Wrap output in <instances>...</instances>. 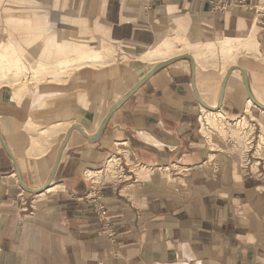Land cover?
<instances>
[{
	"label": "crops",
	"instance_id": "obj_1",
	"mask_svg": "<svg viewBox=\"0 0 264 264\" xmlns=\"http://www.w3.org/2000/svg\"><path fill=\"white\" fill-rule=\"evenodd\" d=\"M246 4L216 13L191 0H0V33L16 15L26 37L54 43L57 64L78 58L79 42L128 57L34 91L0 88V264H264V127L259 141L235 142L198 121L216 108V120L251 113L257 132L264 119L253 103L264 106V0ZM170 39L198 52L169 58L194 62L151 74L161 63L140 58ZM218 44L234 58L214 68L205 55ZM5 48V61L25 54ZM120 151L114 179L101 171Z\"/></svg>",
	"mask_w": 264,
	"mask_h": 264
},
{
	"label": "rangeland",
	"instance_id": "obj_2",
	"mask_svg": "<svg viewBox=\"0 0 264 264\" xmlns=\"http://www.w3.org/2000/svg\"><path fill=\"white\" fill-rule=\"evenodd\" d=\"M9 19H7V21L5 22V26L9 27V29L6 28V33L2 34L0 33V88L3 86H8L12 89H21L23 91H34L35 87H37L42 81L44 82H58L56 80V75L58 77L59 75V80H68L70 79L78 70L74 71L73 66L75 63H77V61H81L80 59H83L86 56H89L91 54L97 53L100 54V57L102 59H99L100 61H103L104 59H109V64H107L106 66H102V67H98L101 62L99 61V63L97 65H87V66H91L89 68H85L84 70H103L105 68H110L112 67V65H116L118 63V58H120L121 60H127V56L126 55H121L119 57L118 54H116L114 51L110 50L109 55L106 56V58H103V53H98L97 49H100L98 47H94L93 49H85L84 50V54L82 57L79 55L78 58L76 56H72L70 57V62H68V64L66 65L65 68L59 69V64H57V60H59L61 57L56 55V54H48L47 52H45L44 54L42 53L41 50V45L43 46L44 44L42 43H37L38 41H34L33 42V37L32 38H28L26 37V33H27V29H26V22L25 23H18L17 19H16V15L14 16L15 18H13V15H9ZM28 16V15H27ZM26 16V17H27ZM36 17V15H32ZM12 17V18H11ZM19 26V27H18ZM11 27V28H10ZM1 29V28H0ZM1 32V30H0ZM60 32V30L58 29V26L53 23L51 24L49 30H48V34L50 36H53L55 33ZM67 34V33H66ZM2 35V36H1ZM68 37H70V41L71 37H73L72 35H70L69 33L67 34ZM25 36V40H21L19 42V37H23ZM27 39H31V40H27ZM74 41L77 39H80L79 37H76L74 35L73 37ZM78 42V40H77ZM167 42L170 43L171 45V49H170V56H175L181 53H189V54H197V50H194L193 48H189V47H185V45L182 46V44L180 43H176V39H170L167 40ZM20 43V44H19ZM87 43V42H85ZM18 45H20L18 47ZM6 46H12V48H23L25 50V54L23 53V55H21V59L19 60L17 57H13L15 60L10 61L9 59L7 61H5L4 59H7L8 57H5L4 54L9 52L8 48H5L3 50H1L2 48L6 47ZM239 46V45H238ZM230 49L232 47L228 46ZM185 48V49H184ZM234 48V45H233ZM232 48V49H233ZM241 48L242 46L238 48L237 52L236 49H234V54L235 55V62L237 57H239L240 55H242L241 52ZM224 47H221L219 44L216 45L215 49L211 50L208 54H206L205 56H207V60L208 62H212L213 64L210 65L211 67L215 66H219L220 62L222 63V60H226L227 57H229L228 55L226 56L225 52H224ZM101 50V49H100ZM202 51V49H200ZM199 50V51H200ZM206 52L207 50L203 48L202 52ZM16 52V51H15ZM236 52V53H235ZM17 53V52H16ZM200 53V52H199ZM19 56V54H18ZM139 57V56H138ZM229 58H234V56L231 55V57ZM137 63H140L141 61H139V59H137ZM142 63V62H141ZM144 64V63H142ZM230 64V63H229ZM228 64V65H229ZM103 65V64H102ZM73 70V71H72ZM82 70V69H80ZM63 71V72H62ZM58 73V74H57ZM6 81H10L9 83H13V85H9V84H5ZM8 83V82H7ZM16 84V85H14ZM26 88V89H25ZM260 113V112H258ZM203 114L207 115L205 113V111H203V113L201 112V114L199 115L203 117ZM261 117L264 118V114L260 113ZM210 117L212 116H208L206 120L211 119ZM240 117H245L244 120L241 119V121L239 120ZM240 117H236L233 120L234 121H229V120H225V118H220L218 117V120L212 118V120L209 121V123L207 122V126H202V130L201 133L202 134H209V131H213L215 133H217L218 135H224V136H229L232 140H235V142H241V141H249L251 140L253 133H256L255 135L258 137V141H259V135L262 134L261 132V127H264V119L260 120L259 124V128L257 130V132L254 131V127L252 125V122H249V119L253 120L256 118L255 116H253L251 113H244L243 115H241ZM250 125H252V131L248 130L247 127V122ZM202 121V120H201ZM240 121V122H239ZM203 122V121H202ZM237 122V124H236ZM239 122V123H238ZM259 123V122H258ZM206 127V129H205ZM204 128V129H203ZM264 132V130H263ZM264 136V135H263ZM261 143H263V145H260ZM259 149L263 150L264 149V138L261 139V141L259 142ZM120 153H122L120 151ZM113 165V164H110ZM109 166V164H108ZM111 167L109 166V169Z\"/></svg>",
	"mask_w": 264,
	"mask_h": 264
},
{
	"label": "bare ground",
	"instance_id": "obj_3",
	"mask_svg": "<svg viewBox=\"0 0 264 264\" xmlns=\"http://www.w3.org/2000/svg\"><path fill=\"white\" fill-rule=\"evenodd\" d=\"M44 41H45V45H44L45 52L50 54V52L53 50L54 43L53 42H48V40L46 38H44ZM224 44H226V43H224ZM68 48H70V47H68ZM83 49H84V45L81 42H79L78 44H75V47L73 48L75 53L80 52L79 55L81 57L83 55H85L84 51L81 52V50H83ZM170 49H171V45H170L169 42L162 43L161 45L157 46L152 51H150L147 55H145L144 57H141L140 60L144 61L146 63H158V64H159V62L163 63V62L168 61V60L171 59V58H169L170 57ZM65 51H67V49H65ZM13 57L14 56H9V60L10 61L15 60ZM99 59H100L99 54H97V53L91 54L89 56L84 57L83 60L77 62V64H75L73 66V68L76 69V68L82 67L83 65H88V64L89 65H97L99 63V61H100ZM67 64H68L67 61L60 62L59 63V66H60L59 69L65 68ZM249 105L250 104H248V107H249ZM263 108H264V106H263ZM210 113H207L206 116H212V117H210L211 119L206 120L207 117L205 119L202 118L203 119V122H202L203 123V127L207 124V122L209 123V121L212 120V118L214 117L213 114H210ZM217 116L221 117V115H219V114H217ZM236 124H237V122H236ZM260 145H263V143H261ZM110 164H113V165H110ZM117 164H118V160L116 158H114L111 162H109V166L110 167H114ZM109 166H108V168H109Z\"/></svg>",
	"mask_w": 264,
	"mask_h": 264
},
{
	"label": "built area",
	"instance_id": "obj_4",
	"mask_svg": "<svg viewBox=\"0 0 264 264\" xmlns=\"http://www.w3.org/2000/svg\"><path fill=\"white\" fill-rule=\"evenodd\" d=\"M184 1V0H180ZM191 1H197V2H203L207 4L212 11L216 13H224L228 9L231 8H248L246 4V0H191ZM260 15L264 18V10L259 11ZM204 117V116H203ZM202 116L198 117L199 121V129L202 130V121L203 118ZM202 120V121H201ZM207 126V125H205ZM123 155L122 153H117V155H111L106 162V165L104 169L101 171L103 174H111L113 175L114 179H120L123 176V168L121 166V162L119 159V156ZM114 158H117L118 164L115 165L114 167H111L110 169L108 168L109 162H111ZM143 167V166H141ZM144 168V167H143ZM88 181H91V176L87 177ZM87 198L94 203L95 205V211L97 212L98 217L101 219V221L104 222L105 217H106V211L104 208L98 203V193L96 191L91 190L90 193L88 194Z\"/></svg>",
	"mask_w": 264,
	"mask_h": 264
},
{
	"label": "water",
	"instance_id": "obj_5",
	"mask_svg": "<svg viewBox=\"0 0 264 264\" xmlns=\"http://www.w3.org/2000/svg\"><path fill=\"white\" fill-rule=\"evenodd\" d=\"M179 58H187V59H189L190 61H192V62H194L193 61V58L191 57V56H180V57H175V58H172V59H170V60H168V61H165L164 63H161L160 65H158V66H156L152 71H151V74L152 73H154L157 69H159L160 67H162L163 65H165L166 63H169V62H171V61H174V60H176V59H179ZM150 75V74H149ZM149 75H147L146 77H145V79L149 76ZM138 87V85L135 87V89ZM135 89H133V91L135 90ZM132 91V92H133ZM131 92V93H132ZM130 93V94H131ZM129 94V95H130ZM128 95V96H129ZM127 96V97H128ZM127 97H125V98H127ZM124 98V99H125ZM124 99L119 103V105L124 101ZM254 104H255V106H257L258 108H260L261 110H263L264 111V108L263 107H261L260 105H258L256 102H253ZM115 108H117V107H115ZM208 111H212V112H217L218 111V109L216 108V109H210V110H208Z\"/></svg>",
	"mask_w": 264,
	"mask_h": 264
}]
</instances>
